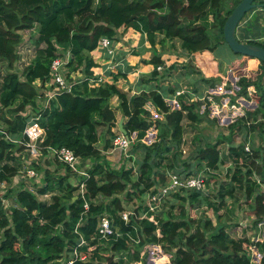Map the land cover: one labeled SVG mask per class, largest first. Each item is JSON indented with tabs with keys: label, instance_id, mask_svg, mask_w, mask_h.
<instances>
[{
	"label": "trees",
	"instance_id": "trees-1",
	"mask_svg": "<svg viewBox=\"0 0 264 264\" xmlns=\"http://www.w3.org/2000/svg\"><path fill=\"white\" fill-rule=\"evenodd\" d=\"M228 1L0 0V62H5L8 70L0 85V107L7 109L0 115V182L10 183L14 177L17 179L24 146L10 138H23L25 127L37 116L45 129L42 143L45 154L48 147L65 146L82 159L93 160L92 177L88 182L89 209L84 207L85 201L75 194L77 187L68 175L58 176L47 169L44 171L45 184L38 189V194L54 192L51 202L39 200L37 194L26 188L17 191L16 206L6 207L0 202V233L3 232L0 264H62L81 237L88 244L80 250L89 253L91 259L88 262L77 260L74 264H138L145 262L142 255L150 259V256L163 255V252L171 254L172 264H253L250 256L252 241L247 235L231 239L227 231L231 224L224 221V216L229 213V199L235 201L240 191L244 194L248 216H254V229L264 220V61L250 57L260 61L259 77L250 80L241 76L237 82L239 89L228 95L232 103L241 96L258 103L254 111H247L246 117H241L237 125L233 123L229 128L231 132L235 128L236 132L237 129L241 132L246 128V122L252 121L249 133L257 134L261 143L253 145L252 153H248L244 140L239 143L229 141V161L234 168H230L226 178L220 182L218 197L213 199L199 192L181 197L182 200L189 198L200 206H207L210 214L216 215L217 223L205 212L201 213V217H191L183 207L178 219L174 216L173 206L156 214L154 221L132 216L131 221L126 223L118 214L126 203L136 198L142 207L155 185L166 184L170 170L180 166L192 167L194 161L201 167L219 168L223 138L207 143L205 147H197L192 157L178 163L185 131L183 121L186 118L191 123L202 120L200 110L204 101L200 100L203 95L198 93V87L193 85L190 92L178 97L179 107L173 108L166 98L174 96L180 87L178 82L167 90L163 86L158 90L155 86L132 97L114 83L90 86V80L97 79L92 69L97 66L92 52L102 38H109L112 42L118 29L125 26L147 33L152 44L154 37L161 34L162 47L172 42L170 48L180 49L178 53L187 57L185 65L173 63L166 66L163 78L170 77L172 71L181 66L190 73L200 75L198 83L206 84L207 89L218 88L226 75L207 76L197 69L192 54L200 55L206 50L214 53L219 45L227 43L224 37L226 20L242 0H233L231 6ZM36 29L38 32L33 41L32 36L24 35L25 31L36 33ZM249 29L240 31L238 27V39L264 46L256 40L260 24L255 31ZM29 43L33 53L31 57L28 54L25 57L21 50L25 52ZM42 44L46 46L41 47ZM67 53L70 54L66 64L67 76L80 70L83 77L74 82L70 92L58 93L49 104L40 108V98L45 99L46 96L35 82L39 80L44 85L49 81L53 60ZM231 54L237 59L249 57L234 53L232 49ZM161 56L162 53L153 54L151 58V63L155 65L152 78L159 73L157 67L165 64ZM216 63L219 72H224L220 67L221 61ZM17 66L20 72L15 70ZM184 74L185 71L181 75ZM121 76L125 73L119 72L116 77ZM147 81L149 79L143 76L139 85ZM226 85L231 87L229 82ZM251 86L255 87V91L248 90ZM115 96L120 100L117 107L111 104ZM194 97L199 100L190 101ZM148 104H152L163 117H154ZM29 108L39 111L33 116ZM212 109L213 114H220L222 121L231 119L227 110L221 114L216 106ZM119 113L126 119L124 128L127 135L136 134L133 151L144 155L136 161L135 167L111 169L103 152L113 147L114 137L121 132ZM208 113L206 108L204 115ZM100 127L105 128L102 147L99 146L102 140ZM153 127L157 130L156 139L147 144L144 138ZM106 134L110 136L107 139ZM146 140H151V137ZM32 165L39 167L37 163ZM256 176L262 183L256 180ZM96 195L104 199L96 200ZM223 209L224 212L220 213ZM103 214L114 215L115 226L123 232L136 235L138 231L142 239L136 247L129 248L127 234L117 241L100 238L98 227ZM80 221L78 231H75ZM148 245L154 247L145 254ZM255 245L262 255L259 264H264V239ZM126 250H130L127 260L123 256L115 260L116 255ZM259 258L256 252V259Z\"/></svg>",
	"mask_w": 264,
	"mask_h": 264
},
{
	"label": "built area",
	"instance_id": "built-area-1",
	"mask_svg": "<svg viewBox=\"0 0 264 264\" xmlns=\"http://www.w3.org/2000/svg\"><path fill=\"white\" fill-rule=\"evenodd\" d=\"M251 12V11H250ZM249 12V13H250ZM248 13V14H249ZM257 41H264V36L259 37L256 39ZM96 49H109L110 52H113V49H111V39L109 38H102ZM22 53H24V50H21ZM70 59V54H64L62 57L58 56L53 60L52 66H51V78L49 81L45 82L44 85L39 80H36V85L42 90V93L46 96L44 99L45 105L49 104L50 100L54 98L58 93H61L63 91L70 92L73 88V84L77 79H81L83 77V73L81 71H75L70 73V76H67L68 69L66 67V64L68 63ZM166 66H169V63L165 61L164 65H160L157 67L159 71H163ZM101 83H104V79L102 77H98L96 80L95 78L90 80V86L96 87L99 86ZM191 87L185 86L184 88L177 89L173 97L166 98L167 102L169 104H172L174 108L179 107L178 103V97L185 94V92H190ZM250 90V92H252ZM255 91V90H254ZM196 98V99H195ZM210 99V98H209ZM199 100V98L194 97L190 101H196ZM200 100H204V97L200 98ZM241 104L239 101L236 100L235 103H232L230 99L224 104L223 107H225L228 113H232L230 121L226 124L227 126L235 123L238 120V117H234L235 110L238 109L237 113L240 114L241 117H246V112L241 111ZM176 106V107H175ZM204 107L206 104L203 105ZM220 104L217 105V111L219 113H222L223 109L219 108ZM152 112H154L159 117L161 116L158 114L153 107ZM154 116V115H153ZM39 116L32 118L30 123L27 124L25 127L23 138L20 139H13L9 138L19 145L24 146L23 152L27 154L25 157L24 154H22V158H29L30 157V163L26 165V169L24 171L19 170L16 182H21L25 185L19 186V190L21 189H28L35 194H37L38 199L41 201H44L43 198H48L49 201L44 202H51L53 192L52 193H45V194H38V189L42 187L35 186L34 182H30L31 179H35L39 176V173L37 171V168L32 165V163H38L39 160L43 157V155H51L55 159H57L64 167L67 169L66 175L70 177V179L73 181V185L77 187L76 195L80 198H82L85 201L84 207L86 209H89L90 207V199H89V190H88V182L92 177L91 170L93 168V164L91 165L89 162H86V160L82 159L80 156L76 155L75 152L68 148V147H60V148H53L48 147V153L45 154L43 152L42 143L45 138V129L40 125L38 122ZM218 121H220V116L217 117ZM252 121H247L246 128L249 131V127L251 125ZM244 131V129H243ZM242 131V132H243ZM246 133V132H244ZM250 133H249V139L248 141H245V150L248 153H252L253 151V144L250 141ZM246 138V137H245ZM187 137H183V140L185 141ZM247 139V138H246ZM133 144H135V136H129L127 134H124L120 132L117 134L113 139V147L114 149H120L124 150V156L127 159H133L137 158V154L135 151H133ZM205 147L206 145H202ZM226 153H229L230 145L226 144ZM182 148V146H181ZM185 151V150H184ZM225 172L224 177L221 176V164L219 165L218 169H213L209 166H199L196 165L195 161L193 162V166L189 167L185 171H183L184 166H180L179 168L170 170L168 172L167 176V182L166 185H160L159 183L155 185L151 191L147 195L146 201L142 204V207H140V202H137L138 199H134V201H130L131 206H125L121 211H119V217L126 221V223H129L131 221L132 216H136L137 219H150L154 221V218L156 214L161 212V204L164 201L170 199L171 197H177V196H186L189 197L191 193L199 192L203 193L206 196H209L210 198L214 197L211 195L212 192L216 193V197H218L217 189L219 187V184L222 180L226 178V175L230 168H234V165L231 161L226 160L225 161ZM199 167L202 168V171H199ZM210 176V178H209ZM256 180L259 183L261 182V179L259 176H256ZM215 181L218 182L217 187H213L212 183H215ZM33 183V184H31ZM0 186L2 189L7 187V182H0ZM185 191H188L187 195H183ZM96 200H103V196L96 195ZM94 197V198H95ZM93 198V197H92ZM46 199V200H48ZM189 199V198H188ZM0 202L5 204L6 199L4 192L0 191ZM6 206V205H5ZM205 206V205H204ZM7 207V206H6ZM207 208V206H205ZM201 209V208H196ZM163 211V210H162ZM254 217V216H252ZM81 224V221L77 223L75 227V231H78V226ZM115 216L112 214H103L100 217L99 227H98V233L100 238H105L107 240L114 239L117 241L119 237H121L123 234L128 235V242H129V248L132 249L136 247V245L141 241L142 237L141 234L137 231L136 235H133V233H130L128 231L123 232L120 230L119 226H115ZM264 225V221L259 223L260 229L259 231L256 229L254 232H252V236L248 237L252 241V246L250 247V256H251V262L253 264H259L260 259H256V252H258V248L255 245L256 242L262 241L264 239V233L263 236H261L260 231L261 226ZM264 232V230H263ZM157 233L159 235L160 231L158 230ZM88 242L83 237H81L80 242L78 245L74 246L68 257L62 260V264H74L77 260L82 262H88L91 259V255L87 252H83L80 250V248L87 245ZM113 245V244H112ZM130 250L121 251L119 255H116V259H120V256H123L125 260L128 259V253ZM147 249L145 248V254L147 253ZM145 255H142V258ZM141 263V262H140ZM142 264V263H141Z\"/></svg>",
	"mask_w": 264,
	"mask_h": 264
},
{
	"label": "crops",
	"instance_id": "crops-1",
	"mask_svg": "<svg viewBox=\"0 0 264 264\" xmlns=\"http://www.w3.org/2000/svg\"><path fill=\"white\" fill-rule=\"evenodd\" d=\"M258 10L259 12H262L263 9H255L251 11L244 20L240 23V31L244 29H249L250 31H255V27L257 24H260V30L257 33V38L262 37L264 35V16L260 17L259 13L255 16V13ZM263 13V12H262ZM254 17V18H253ZM212 20V19H211ZM163 38V35L158 34L154 37V42L152 44V41L148 38L147 33H142L141 31L137 30L134 27H125L122 26L118 29L117 37L115 40L111 42V49H113V52H110L109 49H95L92 52L93 58L95 62L97 63V66H95L93 69L95 77H102L104 79V82H108L110 84H116L119 88L126 91L130 97L138 95L140 92L143 91H149L150 89H153L155 86L158 90H161V86H163L164 89H168L170 86H174L175 83H179V86H188L191 87L194 85L198 87L200 95H203L204 97V104H206L205 107H208V103L212 105L219 104L220 102H225V100H221L224 96H218L215 100H211L210 92H215L218 94H221L222 92H228L233 93V91H237L239 87L237 86V79L240 77L239 74L244 75L246 77L253 76L257 74L259 71V65L260 61L257 59H252L250 57H242V58H235L232 56V54H226L222 59L216 54V50L214 53H211L210 51H202L200 55L192 54V57L195 58V63L197 66V69H200L201 71L205 72L207 76H217V75H226L223 78L222 84L218 86L216 89H207V85L204 83H198L200 75L196 73H190L189 70L181 68V66H178V70H174L171 73L170 77L163 78V71H159L158 75L155 78L151 77V73L155 69V65L151 63V58L153 54H160L162 53V59L167 61L169 65L173 63H181V65H185L188 61L187 57H184L183 54H179L176 48L172 50L170 48V44L172 42H169L166 44L165 47H162L161 40ZM262 43V41H259ZM164 49V52H161ZM191 57V56H190ZM234 58V59H233ZM216 59V60H215ZM220 67H222V70L224 72H219L217 63L219 64V61H221ZM219 67V68H220ZM182 70L186 72V74L181 75ZM80 71V70H79ZM119 72L125 73V76H121L117 78ZM147 77L149 81H147L144 84L139 85V81L141 77ZM181 77V78H180ZM180 78V79H179ZM229 80V83L231 85L230 88L226 85ZM177 86V87H179ZM181 86V88H182ZM180 89V88H179ZM255 90V89H254ZM42 91V90H40ZM222 91V92H221ZM229 95V94H228ZM169 97V96H167ZM228 99L231 100L230 96ZM210 98V99H209ZM41 100H44V98H40ZM196 99V98H195ZM244 99L243 96L238 97L237 101H241ZM254 101V100H253ZM120 103V100L117 96L113 97L111 104H114V107H117ZM223 104V103H222ZM45 105V103H44ZM152 105V104H151ZM255 108L251 110H244L241 108L242 112L247 111H254L258 107V103L255 101L254 103ZM153 106V105H152ZM154 107V106H153ZM206 109V108H205ZM202 106L200 113H202V120L200 122H197L199 124L202 123H212L213 120L216 119H209L208 114L204 115V110ZM213 118V117H212ZM124 119V123L126 119L122 117L121 113L118 114V122L120 120ZM215 121H213L214 123ZM208 125V124H206ZM229 127V126H228ZM102 128V127H100ZM104 128V127H103ZM116 131V129H113ZM155 138L157 135V130L155 129ZM102 136V140L99 143V146H103V137H104V131L100 130ZM110 136L106 134V139ZM185 137V134H184ZM221 139L223 137H220ZM226 141V139L224 138ZM226 144L228 142L226 141ZM223 146V145H222ZM111 147L109 150L104 151L106 158L114 159L111 154L114 153L112 151ZM221 149H224L223 147ZM227 154V153H226ZM229 159V153L227 154V158ZM88 160V161H87ZM86 162H89L91 165L93 164V160L87 159ZM62 165V164H60ZM64 165H62V168ZM18 184V183H17ZM25 185L22 183L19 186ZM19 186L16 185V187L19 188ZM264 188V186H262ZM54 193V192H53ZM260 257L261 253L258 251Z\"/></svg>",
	"mask_w": 264,
	"mask_h": 264
},
{
	"label": "rangeland",
	"instance_id": "rangeland-1",
	"mask_svg": "<svg viewBox=\"0 0 264 264\" xmlns=\"http://www.w3.org/2000/svg\"><path fill=\"white\" fill-rule=\"evenodd\" d=\"M257 2L259 3H264V0H258ZM234 3L233 0H229L228 1V5L231 6L232 4ZM261 9H263V13L262 12H259L258 10H256L257 12L255 13V16L258 15L259 13L260 14V17L264 16V6L262 7H259ZM259 8H256V9H259ZM253 17V18H254ZM212 19V17H211ZM244 20V19H243ZM37 29H36V33L35 31L33 32V30L31 31H25L24 32V35L27 36V37H33V39L31 41L34 40V38L37 36ZM264 36V35H263ZM34 43V42H33ZM264 43V41H263ZM176 45L178 46V48H180V43L177 42ZM46 45L45 44H42L41 47H45ZM31 53H33V48L31 47L30 48V43L28 45V49L25 50V52L23 53V56L26 57V54H28V57H31ZM216 54L220 57V59H222L224 56H226V54H230L231 55V48L228 46L227 43H222L221 45H219L217 47V50H216ZM221 63L222 60H221ZM260 67V66H259ZM165 69V68H164ZM16 71L20 72V68H17L15 69ZM184 70H182L181 73H183ZM260 72V69L259 71L257 72V74L253 75V76H250L248 77L250 80H255L259 77V73ZM6 73H8V70L6 68V65H5V62H0V85L2 86V80H3V77L4 75H6ZM239 76H244V75H241L239 74ZM239 77V78H240ZM239 78L237 79V81L239 80ZM224 81H228L229 80H224ZM182 86V85H181ZM181 86L179 88H181ZM185 86H182V88H184ZM178 88V89H179ZM254 91L255 87L254 86H251L249 87V91L252 90ZM235 91V90H234ZM222 92V91H221ZM210 96H211V100H215L216 97L218 96H224L223 98H221L220 101L222 100H225V102H220V106L219 108L220 109H223L222 113H224V109L225 107L224 104L228 101V97H225V96H228V94H231L232 93H228V92H222L221 94H218V93H215V92H210ZM244 100V101H243ZM44 103L45 101L44 100H41L39 101V107H43L44 106ZM239 103L241 104V108L244 110H251V109H254L255 108V101H253L252 99H247L244 97V99H242L241 101H239ZM172 106V104H170ZM217 105H212V102L211 104H208L207 106L208 107H204L203 108H207V110L209 111L208 113V118L209 119H216V120H213L215 121L213 123L210 124V123H202V124H199V123H191L187 118L183 121V126H184V134H185V137H187V139L184 141H182V148L180 149V157H179V160H178V163H182L184 160H188L190 157H192L195 149L201 145H205L207 143H213V142H216L218 139H221L220 137H223L222 140H224V138L226 139V141L229 143V141L231 140H235L237 143L239 142H242L243 140L244 141H248L249 139V132L247 129H244V131L240 132L238 129L236 132V128L231 132V129L226 125L228 123V121L230 120H226V121H222L221 118H220V121H218L217 117L218 113H214L213 114V109L212 107L213 106H216L217 108ZM114 107V104L112 105ZM173 107V106H172ZM176 107V106H175ZM174 108V107H173ZM177 108V107H176ZM148 109L152 111L153 109V106L151 104H148ZM32 109L29 108V111H31ZM39 111V109H34L31 111L32 115H36L37 112ZM7 112V109L6 108H3V107H0V115H2V113H6ZM152 114L154 115V117H159L158 115H156L154 112H152ZM229 114V117H231L232 113H228ZM120 115V113H119ZM238 117V120L235 122V124L237 125V123L239 122L240 118H241V115L238 113V114H234V117ZM163 116H160L159 118H162ZM213 117V118H212ZM208 124V125H206ZM105 128H100V130L104 131ZM151 132L155 133V128H151L148 132H147V135L145 136L144 138V142L147 143V144H151L156 138H155V135H151ZM246 132V133H244ZM183 134V135H184ZM133 136L136 137V134H133ZM150 136L151 137V140L147 141V137ZM245 137L247 138L245 140ZM226 141H224L222 144H221V148L223 147L224 149H221L220 150V154H221V159H222V162L220 163L221 165V178L224 177V172H225V159L227 158V154H226V151H227V147H226ZM250 141L252 142V144L254 146H258L260 143H261V140L260 138L257 136V134L255 133H252L251 134V137H250ZM223 145V146H222ZM185 150V151H184ZM112 151H114V153H109L111 154V156L114 158L113 160L112 159H109V163L111 166H109L111 169H120V168H130V167H135V164H136V161L139 160L144 154H140V152L137 153V158L136 159H133L131 157V159H127L125 156H124V150H120V149H114V147L112 148ZM22 154H24V156L26 157L27 154L25 152L22 151ZM20 159V162H21V167L19 168V170L21 171H24L26 169V165L30 163V157L29 158H25V159ZM92 160V159H91ZM88 161V160H87ZM61 163L55 159L53 156L51 155H43V157L39 160V162L37 163V165H39V167L37 168V171L39 173V176L35 179H31L30 182H34L35 186H40V185H43L45 183V173L44 171L47 169V170H50L52 173H56V175L60 176V175H66L67 173V169L66 167H63L62 168V165H60ZM200 169H198L199 171H202V168L199 167ZM186 169H188L187 166H184L183 168V171H185ZM169 172V171H168ZM168 175V173H167ZM210 178V176H209ZM72 179V178H71ZM73 180V179H72ZM18 183V184H17ZM20 184H22L21 182H16L15 181V177L13 178V180L8 183L7 182V187L2 189V187L0 186V191L4 192V195H5V199H6V202H5V205L7 207H12V206H16L17 205V200H16V194H17V191L19 190L17 186H19ZM33 184V183H31ZM166 185V184H165ZM218 185V182L215 181V183H212V186L213 187H217ZM264 189V188H262ZM75 192V191H74ZM52 193V192H51ZM188 191H185L183 193V195H187ZM54 194V193H53ZM76 194V192H75ZM8 195V196H7ZM211 195L213 197H216V193L215 192H212ZM122 196H124L122 194ZM183 197H186V196H183ZM237 199L235 198V201L234 199L230 198L228 203L231 204V206H228L227 207V211L229 213H225V216H224V221L231 224L228 228H227V231L230 233L231 235V239H237L239 237H243V236H252V232H254V230H258L260 229V226L258 224V226L256 227V229H254V227L252 226V222H253V219L254 217H250L248 216V213L249 211L247 210V204L245 202V198H244V194L243 192H237V195H236ZM147 198V197H146ZM45 199L44 201H49L48 198H43ZM48 199V200H46ZM137 199V198H136ZM52 201V199H51ZM134 201V200H133ZM146 201V199H145ZM137 202H140L139 200ZM125 206H131L130 203H126ZM173 206V212H174V216L178 219H180V211L182 209V207L184 208V210L186 211V213H189L191 217H201V213L202 212H205L209 217H211L214 221V223H217V218H216V215L214 214H210L209 212V209L206 208L205 206H200L198 205L197 202H193L191 201V199H188L187 198V201L186 200H182L181 199V196H177V197H171L170 196V199H168L166 201V203L163 201L162 204H161V209L164 211H168L171 207ZM201 208V209H196V208ZM161 210V211H162ZM224 212V209L221 210L220 213H223ZM188 217V216H187ZM264 221V220H263ZM261 221V222H263ZM237 222H239L237 224ZM261 236H263V230H264V225L261 226ZM3 239V232L1 231L0 233V242L2 241ZM154 247V245H148L146 246V249L149 251L151 250L152 248ZM142 261L144 263L142 264H172L171 263V254L167 253V252H163V255L161 254V256H158V257H151L150 256V259L148 258L147 255H145L143 258H142ZM138 264H141V263H138Z\"/></svg>",
	"mask_w": 264,
	"mask_h": 264
},
{
	"label": "water",
	"instance_id": "water-1",
	"mask_svg": "<svg viewBox=\"0 0 264 264\" xmlns=\"http://www.w3.org/2000/svg\"><path fill=\"white\" fill-rule=\"evenodd\" d=\"M257 1L258 0H242L236 5L226 20L224 26V37L228 46L234 53L255 57L264 61V46L250 42H242L237 37L238 27L245 15L253 9L264 6V3H259ZM118 126L122 133L127 134V130L124 128V119L118 122Z\"/></svg>",
	"mask_w": 264,
	"mask_h": 264
}]
</instances>
